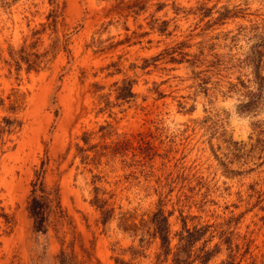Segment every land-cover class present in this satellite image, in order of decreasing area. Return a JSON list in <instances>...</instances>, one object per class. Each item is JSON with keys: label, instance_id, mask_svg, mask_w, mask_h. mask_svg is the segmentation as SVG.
Listing matches in <instances>:
<instances>
[{"label": "rangeland", "instance_id": "rangeland-1", "mask_svg": "<svg viewBox=\"0 0 264 264\" xmlns=\"http://www.w3.org/2000/svg\"><path fill=\"white\" fill-rule=\"evenodd\" d=\"M259 47L264 0H0V118L21 119L0 145V264H38L26 202L47 159L66 214L47 264L59 237L90 264H170L150 236L158 208L172 250L183 221L208 223L224 239L207 264H264ZM122 79L134 92L124 101ZM84 131L97 144L77 153ZM122 139L142 147L112 150ZM94 185L113 207L106 225Z\"/></svg>", "mask_w": 264, "mask_h": 264}, {"label": "trees", "instance_id": "trees-1", "mask_svg": "<svg viewBox=\"0 0 264 264\" xmlns=\"http://www.w3.org/2000/svg\"><path fill=\"white\" fill-rule=\"evenodd\" d=\"M226 12L227 10H224L222 11V14L225 15ZM263 51L264 48L259 47L252 53V55L255 56L253 60V62H255L253 63L255 74L259 76V78L263 76L261 74V70L264 68L261 67V65L264 64V62L263 64L261 63L262 58H264ZM20 58L25 60L28 68L31 66V62L25 57V55L21 54ZM133 95L132 80L122 79L120 85L117 87V97L124 101L128 100L129 97ZM11 108L14 109L12 105ZM20 125L21 119L15 111L1 116V146L6 142V138ZM143 139V135L139 132L137 134V140L141 141ZM128 141V139L113 141L114 147H112V150L117 151V149L122 148L125 153L129 149L135 151V149H140L142 147L140 146V143L139 145H136L129 143ZM96 144L97 143L91 141L90 134L87 131H84L79 136V139L75 141L74 146L76 152L79 153L93 148ZM47 163L48 159L46 161L41 160L40 165L34 169V179L31 181L30 193L26 202V210L29 219L28 236L33 240L31 250H35L31 252L29 260L30 262H36L38 264H47L48 261V238L50 227L52 226L56 231H60L66 216L60 200L59 183H47L43 178ZM98 190H100V187L94 185V195L90 202L99 211L98 220L103 225H106L112 217L113 207L107 205L108 203L106 200L98 196ZM9 221L10 220L7 217L6 222L9 223ZM151 222L152 231L150 232V236L153 239H159L160 249L156 256L158 258L172 253V261L170 264H192L194 260H198L199 264H207L220 250V240L223 238L222 231H219L217 234L213 233V231L210 230V224L208 223L188 226L183 221L180 229L175 232L177 241L175 248L172 250L170 247V225L168 215L164 213L163 209L158 208L153 212ZM214 236H217L220 239L214 242L213 245L207 246V242ZM59 240L60 247L53 255L52 261H50L49 264H90L81 261L78 258L77 253L73 248V242L69 241L66 243L62 237H59ZM199 241H201V244L196 246ZM129 249L132 250L130 247ZM124 250L125 249H123V251ZM133 251L134 250H132V252ZM115 261L118 264H128L127 261H123V259L115 258ZM225 263L230 264V261H226ZM97 264L104 263L99 261Z\"/></svg>", "mask_w": 264, "mask_h": 264}]
</instances>
